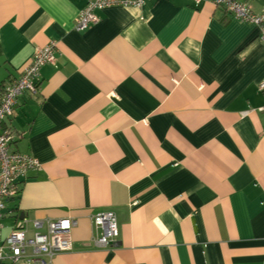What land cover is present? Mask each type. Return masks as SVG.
I'll return each mask as SVG.
<instances>
[{
  "label": "crops",
  "instance_id": "obj_1",
  "mask_svg": "<svg viewBox=\"0 0 264 264\" xmlns=\"http://www.w3.org/2000/svg\"><path fill=\"white\" fill-rule=\"evenodd\" d=\"M87 1L0 0V85L57 42L5 120L10 148L41 167L6 202L2 237L70 216L55 264H264L259 28L210 1L149 0L78 31ZM104 210L119 234L96 248L91 215Z\"/></svg>",
  "mask_w": 264,
  "mask_h": 264
},
{
  "label": "built area",
  "instance_id": "obj_2",
  "mask_svg": "<svg viewBox=\"0 0 264 264\" xmlns=\"http://www.w3.org/2000/svg\"><path fill=\"white\" fill-rule=\"evenodd\" d=\"M149 0H88L86 6L79 12L75 29L88 28L98 22L97 10L113 6L141 7ZM203 1H210L221 7L233 18L256 25L259 28V38L264 42V11L254 13L248 3L243 0H191L193 6ZM57 42L50 40L43 47L37 48L30 63L13 78L0 85V262L19 261L24 264H55V257L71 249L70 233L77 225L74 217L58 219L33 220V230L28 231L26 219L18 220L12 230L2 237L5 204L19 192L20 180L28 171L39 169L38 159L10 148L11 133L1 124L13 114L14 106L19 96L24 92L37 93L40 68L55 61ZM264 92V79L258 86ZM264 111V106L260 108ZM92 222L100 229V233L92 238L96 248L113 246L119 234L115 212L104 210L91 215Z\"/></svg>",
  "mask_w": 264,
  "mask_h": 264
},
{
  "label": "trees",
  "instance_id": "obj_3",
  "mask_svg": "<svg viewBox=\"0 0 264 264\" xmlns=\"http://www.w3.org/2000/svg\"><path fill=\"white\" fill-rule=\"evenodd\" d=\"M1 126H2L4 129H7V130H8V127H7L6 123H5V121L1 124Z\"/></svg>",
  "mask_w": 264,
  "mask_h": 264
}]
</instances>
